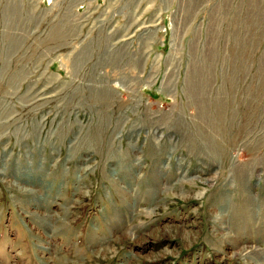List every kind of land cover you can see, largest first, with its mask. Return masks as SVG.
I'll return each instance as SVG.
<instances>
[{"label": "rangeland", "instance_id": "obj_1", "mask_svg": "<svg viewBox=\"0 0 264 264\" xmlns=\"http://www.w3.org/2000/svg\"><path fill=\"white\" fill-rule=\"evenodd\" d=\"M55 259L264 264V0H0V264Z\"/></svg>", "mask_w": 264, "mask_h": 264}, {"label": "bare ground", "instance_id": "obj_2", "mask_svg": "<svg viewBox=\"0 0 264 264\" xmlns=\"http://www.w3.org/2000/svg\"><path fill=\"white\" fill-rule=\"evenodd\" d=\"M5 118V117H4ZM3 172V171H2ZM66 263V262H65ZM54 264V263H53ZM55 264H63L60 262V259H55ZM67 264V263H66Z\"/></svg>", "mask_w": 264, "mask_h": 264}]
</instances>
